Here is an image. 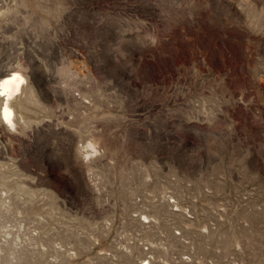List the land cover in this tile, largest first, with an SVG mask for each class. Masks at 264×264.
Listing matches in <instances>:
<instances>
[{
	"label": "rangeland",
	"instance_id": "1",
	"mask_svg": "<svg viewBox=\"0 0 264 264\" xmlns=\"http://www.w3.org/2000/svg\"><path fill=\"white\" fill-rule=\"evenodd\" d=\"M171 1L0 0V70L37 100L0 127V264H264V0ZM146 2L119 84L88 3L124 23Z\"/></svg>",
	"mask_w": 264,
	"mask_h": 264
},
{
	"label": "built area",
	"instance_id": "2",
	"mask_svg": "<svg viewBox=\"0 0 264 264\" xmlns=\"http://www.w3.org/2000/svg\"><path fill=\"white\" fill-rule=\"evenodd\" d=\"M143 2L144 0H138L137 4L141 5ZM88 5H90L87 7L88 10L91 9L90 13L96 18L92 26V32L88 34L89 39L84 43L90 55L89 62L103 68V53H106L107 48H109L108 56L111 71L114 73L115 78L120 81L119 84H121L124 78L126 83L132 76V70L138 67L142 60L143 55L141 50L144 45L142 38L147 36L146 24L140 25L135 20L147 18L148 15L144 11L155 13L158 16L161 15V12L156 5L146 2L147 8L140 7L136 9L139 13H135L132 19L126 18L123 23L116 21L117 16H119L118 13L112 11V13L109 12V14L103 17L102 15L95 14L96 4L88 3ZM172 5L178 9L179 4L177 0H173ZM96 11L98 10L96 9ZM75 37L65 33L56 39V54L59 55L61 63L67 62L75 66L80 61L69 56L71 52L77 54L76 50L72 48L73 43L78 44L75 43ZM108 37L112 38V40L106 42ZM143 62L141 64L142 68ZM114 89L116 91L120 90L119 87H115ZM77 99L80 100L81 95Z\"/></svg>",
	"mask_w": 264,
	"mask_h": 264
},
{
	"label": "bare ground",
	"instance_id": "3",
	"mask_svg": "<svg viewBox=\"0 0 264 264\" xmlns=\"http://www.w3.org/2000/svg\"><path fill=\"white\" fill-rule=\"evenodd\" d=\"M41 19L43 20V17L40 18L39 21L41 22L42 26L45 28L44 21H42ZM36 24L37 23H34L33 25L36 26ZM42 40H44V39H42ZM31 41L35 42L36 38H34V40H33V37H32ZM41 43H42V41H41ZM42 44L45 45L44 41H43ZM35 50H36V47H35V49L33 47L32 51H35ZM42 53H44V52H42ZM36 59H37V57H35V59L34 58L31 59L32 64L34 65V67L32 69L33 74L34 73L35 74L39 73V71L42 69L41 68L42 64H45V66H48V64H46V63H42V64L38 65L36 63V61H38V60H36ZM61 68L62 67H60V69ZM27 76L28 75H26V73H24L17 66V64L16 65L13 64V65L4 67L3 69L0 70V127H4L6 129L10 130V128L14 129L18 125L17 124L18 120L15 117V112L16 111L14 110V107H13L14 103H16V105L18 107H23L25 105L24 101H27V100H33L32 102L37 101L36 98H35V95H34V90H33L34 87L32 88L31 87L32 85L29 86V85L26 84V83H28L27 82V79H28ZM44 77H45L44 73L41 72L39 78L40 79L42 78V80H43ZM58 91H60V90H58ZM88 145L93 150H96L94 145L91 142H88ZM69 146H70V144H69ZM65 151H67V150H65ZM90 152L91 151H89V153Z\"/></svg>",
	"mask_w": 264,
	"mask_h": 264
}]
</instances>
